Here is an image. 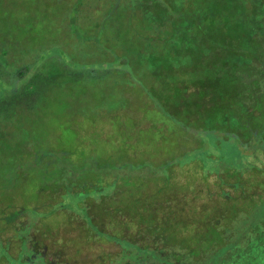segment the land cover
Wrapping results in <instances>:
<instances>
[{"label": "trees", "instance_id": "obj_1", "mask_svg": "<svg viewBox=\"0 0 264 264\" xmlns=\"http://www.w3.org/2000/svg\"><path fill=\"white\" fill-rule=\"evenodd\" d=\"M56 1H66L65 10L71 13L62 14L61 22L73 31L79 4L93 11L99 5L98 0ZM113 3L114 10L101 19L103 25L138 13L149 45L165 49L157 56L167 53L184 62L190 58L184 65H160L156 74L167 76L164 100L186 132L176 134L183 140L197 136L195 153L207 157L206 162L182 166L174 153L163 162L147 157L137 165L132 163L138 156L134 152L118 159L112 172L103 175L105 180L93 185L100 189L88 188L75 196L56 175V186L16 193L19 200L29 201L13 203L7 209L10 214L0 218L13 224L12 230L0 232V258L5 264H264V0ZM79 39L94 42L89 35ZM115 39L124 40L119 35ZM99 49L103 55L105 45ZM13 50L15 46L0 40V133L17 111L44 98L53 79L89 69L77 53L75 62L47 48L36 59L27 53L19 61ZM89 52L82 50L93 55ZM115 57L98 69L127 72L129 56L120 51ZM174 74L180 80L175 81ZM135 115L142 117L140 111ZM211 135L220 146L230 141V157L223 149H209ZM6 147L0 142V150ZM68 185L76 188L78 183ZM65 196L71 204L66 205ZM56 200L57 208L43 213V207Z\"/></svg>", "mask_w": 264, "mask_h": 264}, {"label": "rangeland", "instance_id": "obj_2", "mask_svg": "<svg viewBox=\"0 0 264 264\" xmlns=\"http://www.w3.org/2000/svg\"><path fill=\"white\" fill-rule=\"evenodd\" d=\"M98 1L94 11L79 4L73 31L61 22L62 14L67 17L71 13L65 10L66 1L0 0V40L16 47L13 54L17 60L23 61L27 53L36 59L44 49H58L75 62L77 53L89 68L53 79L40 102L30 109L17 111L12 123L3 126L0 142L5 141L7 147L0 150V218L10 214L7 209L13 203L29 201L28 198L19 200L16 193H29L46 184L56 186L57 177H63L61 182H66L65 188L69 191L71 188L75 196L88 188L100 189L101 185L99 188L93 185L105 180L103 175L112 172L118 159L133 156L129 153H138L136 161L132 162L137 165L147 157L153 162H163L174 153L182 159V166L189 161L201 167L206 162L207 157L195 153L200 146L197 136L196 139L189 136L186 140L178 137L186 132L183 124L178 125L174 120L176 113L164 100L167 97V76L156 74L160 65L162 68L170 62L176 66L184 65L190 58L184 62L185 58H170L167 53L157 56L165 49L149 45L145 37L146 26L138 13H131L129 20L124 22L103 25L101 19L114 10L115 3L112 4V0ZM120 30L121 34L118 33ZM85 35L94 42L79 39ZM115 35L124 40L112 41ZM101 43L105 45L103 55L99 54ZM87 49L93 55L82 53ZM120 51L129 56L126 58L127 72L115 68L106 72L98 69L105 60H117L115 54ZM50 63L52 66L53 62ZM138 65H145L146 69L137 70ZM172 76L175 81L180 80L178 74ZM190 108L194 110L195 106ZM139 111L142 117L135 115ZM182 114L183 111L179 114L180 120H183ZM208 141L212 151L223 149L226 158L231 156L230 141L223 140V146H220L213 135ZM194 156L200 161H194ZM69 157L75 162L71 163ZM104 164L108 166L102 167ZM75 181L78 183L76 188L68 185ZM22 185L24 188L20 191ZM65 199L66 205L72 203L69 196ZM59 202L56 200L45 205L43 213H51V208H57ZM31 215L34 216L35 212L32 211ZM12 228L13 224L7 220L0 222V232ZM15 245L13 243L12 248L17 250ZM4 262V258H0V263Z\"/></svg>", "mask_w": 264, "mask_h": 264}]
</instances>
